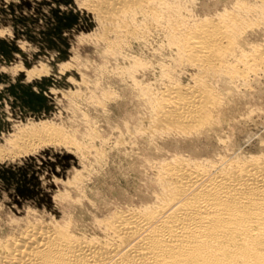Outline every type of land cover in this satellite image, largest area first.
<instances>
[{
    "label": "rangeland",
    "instance_id": "1",
    "mask_svg": "<svg viewBox=\"0 0 264 264\" xmlns=\"http://www.w3.org/2000/svg\"><path fill=\"white\" fill-rule=\"evenodd\" d=\"M94 1L0 0V240L40 223L93 235L97 220L152 202L161 161L264 140V61L255 57L264 53V0H152L153 12L117 21L94 12ZM222 12L241 19L231 39L235 57L248 55V68L235 65L244 76H203L175 46ZM198 81L217 97L212 121L185 135L158 131L151 102ZM29 132L36 138L22 142Z\"/></svg>",
    "mask_w": 264,
    "mask_h": 264
},
{
    "label": "bare ground",
    "instance_id": "2",
    "mask_svg": "<svg viewBox=\"0 0 264 264\" xmlns=\"http://www.w3.org/2000/svg\"><path fill=\"white\" fill-rule=\"evenodd\" d=\"M150 6L155 7L152 0L91 3L92 10L108 20ZM226 13L230 15L222 12L217 19L209 17L198 24L194 22L191 29L184 27L182 34V26L177 27L179 31L173 28L181 35L175 43L180 58L199 68L203 76L219 70L231 72L235 77L244 76L235 65L248 55L240 53L237 54H242L240 58L235 57L232 45L235 39H231L241 19L234 12V16ZM151 17L153 20L156 16L153 13ZM258 54L255 57L264 61V53ZM232 55L235 64L228 61ZM253 64L247 71L252 70ZM246 66L242 68L249 67ZM201 85L188 89L167 86L159 99L151 102L158 131L185 135L212 121L217 97L206 83ZM45 126L42 133L54 132L52 127ZM35 135L29 132L20 139L24 142ZM244 149L231 155L218 152L216 157L206 154L207 158L193 153L174 154L159 165L155 181L158 189L152 202L97 220L93 235L75 233L68 224L30 226L0 240V264H264V140L258 148Z\"/></svg>",
    "mask_w": 264,
    "mask_h": 264
}]
</instances>
